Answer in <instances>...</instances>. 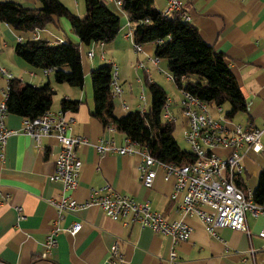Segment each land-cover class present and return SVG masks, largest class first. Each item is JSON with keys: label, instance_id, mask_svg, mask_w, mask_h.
<instances>
[{"label": "crops", "instance_id": "1", "mask_svg": "<svg viewBox=\"0 0 264 264\" xmlns=\"http://www.w3.org/2000/svg\"><path fill=\"white\" fill-rule=\"evenodd\" d=\"M0 1H17L25 7H38L35 0ZM60 1L70 11L76 9L78 16L85 15L83 0ZM153 2L161 13L167 8V0ZM111 9L120 10L115 4ZM181 9L189 18L188 22L198 28L204 42L225 56L247 101L248 111L238 119L240 114L232 120L225 118V115L216 119L211 109L218 113L223 109L214 106L209 107L211 117L228 131L235 126L261 130L260 142L264 146V0H181ZM120 25V31L112 42L83 45L65 18H54V22L45 29L29 34L17 32L0 22V68L10 74L11 79H18L23 84H49L54 91L53 100L57 101L56 105L53 101L52 111H60L62 99L80 101L77 112L66 114L75 119L73 133L85 137L89 142L77 149L82 163L79 185L75 191L67 192L62 184L51 180L60 150L56 139L44 137L37 145L35 140L22 132L24 119L7 115L5 123L13 133L7 138L4 149L0 147V264H169L171 239L168 236L154 234L137 224L126 226L123 220L112 219L96 207L66 213L61 222L62 231L57 237V246L47 257L43 256L47 235L57 218V211L50 201L62 195H71L82 202L89 197L90 188L106 184L138 202H148L151 210L170 220L183 221L191 227L188 241L177 247V264H264V238L259 236L264 228L263 215L254 217L248 213L246 232L223 228L217 231V238L213 237L199 218L183 215L178 208L181 197L176 201L171 198L174 178L165 180L163 172L158 170L152 188L147 189L142 185L140 153L101 156L96 152L94 145L100 137L113 139L117 146H123L125 137L116 131H107L101 121L91 115L92 88L80 89L59 84L51 70L45 74V69L28 64L15 52L16 45L28 38H43L52 43L66 40L77 43L81 55L82 51L85 54L93 52L92 58L86 55V59H82L85 77L104 64H112V70L113 65L117 66L118 84L122 89L117 104L115 100V114L118 117L133 111L128 103L136 110L140 111L141 107L147 111L150 106L145 98L147 83H157L163 87L161 73L167 75L171 82L172 78L161 67V59L156 64L153 62L156 59L154 44L144 45L140 52H135L133 39L127 37L133 28L126 12L121 11ZM139 62L148 72L137 66ZM130 64L136 68L137 80L134 84L126 81ZM8 82L0 71V103L4 101ZM178 91L181 94L178 100L167 95L174 114L182 123L180 103L183 92ZM214 152L225 157L230 150L220 146ZM239 154L242 164L239 178L244 186L238 180L237 184L252 192L264 169V151L256 152L244 144ZM18 207L22 209L21 219ZM77 222L81 223L82 228L71 235L67 229ZM115 242H118L121 260L112 261L110 252Z\"/></svg>", "mask_w": 264, "mask_h": 264}, {"label": "trees", "instance_id": "2", "mask_svg": "<svg viewBox=\"0 0 264 264\" xmlns=\"http://www.w3.org/2000/svg\"><path fill=\"white\" fill-rule=\"evenodd\" d=\"M29 8L17 1H0V22L15 31L33 33L43 30L54 18H65L83 45L110 43L118 35L121 11L128 14L133 28V42L155 45V57L167 61L176 88L188 92L209 106L225 108V118L232 120L247 113V101L233 76L225 56L207 45L196 26L182 19L180 13L164 16L153 0H121L120 10H112L109 0H84L85 15L78 16L60 0H35ZM15 52L34 67L51 70L59 84L82 89L84 73L80 45L70 40L52 43L47 39L28 38L16 45ZM112 64L91 71L93 111L91 115L103 126L112 124L116 132L135 142L158 161L183 166L194 161L189 150L182 149L174 137L176 123L164 121L163 107L168 100L164 88L147 83L150 106L147 111L133 110L118 117L112 93ZM54 91L45 84L34 86L10 79L5 104L8 114L33 120L51 110ZM81 102L62 99L60 111L75 113ZM242 187L243 180L238 179ZM252 200L264 205V169L252 191Z\"/></svg>", "mask_w": 264, "mask_h": 264}, {"label": "built area", "instance_id": "3", "mask_svg": "<svg viewBox=\"0 0 264 264\" xmlns=\"http://www.w3.org/2000/svg\"><path fill=\"white\" fill-rule=\"evenodd\" d=\"M117 8L121 7V0H109ZM180 13L182 19L189 18L182 13L181 0H167V8L163 11L164 16L172 13ZM127 37L133 39V31L130 30ZM134 43V42H133ZM135 52H140L142 46L134 43ZM93 57V52L87 54ZM155 64L159 59L153 61ZM139 68L143 63L137 64ZM0 71L9 81L12 76L0 68ZM49 70H45L47 74ZM112 93L115 98H120L122 89L118 84L117 66L113 65ZM8 88V86H7ZM7 91V90H6ZM143 99V96L141 97ZM6 92L4 101L0 103V147L4 149L7 138L13 133L8 129L5 119L8 115L6 104ZM127 110V106L123 103ZM209 105L188 92H183L180 103L182 129L185 142L189 151L194 155V161L183 166H175L158 161L142 150L135 142L125 137L123 146H117L113 139L100 137L96 142V152L103 155H135L140 153L142 161L139 167L142 185L150 189L153 186L157 171L163 172L165 180L175 179L174 189L171 195L173 200L181 197L179 210L184 216L197 217L204 224L205 230L217 238V231L229 228L236 231L246 232V215L254 217L264 216V205H257L252 200V192L242 189L237 180L242 172L241 156L239 150L244 144L256 152L264 151L260 142L262 131L248 127L235 126L228 131L219 121L214 120L209 111ZM220 111V109H218ZM140 111L146 109L140 107ZM162 118L164 121L176 123L179 118L172 110L171 100H167L163 107ZM75 119L68 117L61 111L49 110L42 116L33 119H24L22 132L30 136L37 145L41 144L44 137H54L59 144L60 150L55 161V173L52 181L63 185L65 191L73 192L79 185V177L82 163L77 155V149L88 145V140L73 133ZM107 131H116L110 124ZM227 147L230 152L221 157L214 152L217 147ZM3 158V156H2ZM57 211L54 221L44 244L43 256L57 246V237L62 231L61 222L65 214L70 211L96 207L101 209L112 219L123 220L124 225L137 224L142 229H149L154 234L168 236L171 239V248L168 255L169 264H177V247L188 241L192 229L183 221H174L164 215L151 210L148 202H138L133 197L121 194L111 185L90 188L89 197L82 202L76 201L71 195H62L57 200H51ZM19 219L22 209L17 208ZM82 228L81 223H74L67 229L71 235L77 234ZM264 238V228L259 233ZM111 260H121L118 242L111 248Z\"/></svg>", "mask_w": 264, "mask_h": 264}, {"label": "rangeland", "instance_id": "4", "mask_svg": "<svg viewBox=\"0 0 264 264\" xmlns=\"http://www.w3.org/2000/svg\"><path fill=\"white\" fill-rule=\"evenodd\" d=\"M76 0H74V2H75ZM81 1V0H80ZM84 1V0H83ZM39 5V4H38ZM74 11H72V12H74L75 14H77V12H76V9H73ZM78 15V14H77ZM80 16V15H79ZM86 55L87 54H85V52H83L82 51V59L83 60H85L86 59ZM129 62H130V58H128L127 59ZM161 67L164 69V71L167 73V74H169V70H168V68H167V61L166 60H162L161 59ZM129 67V66H128ZM136 68L135 67H133V66H131V64H130V72H128V73H126V81L127 82H129V83H132V84H134L135 83V81L137 80V75H136ZM87 76H88V78H87ZM86 77H85V75H84V80H85V83H84V89H85V87H88V88H92L91 87V77H90V74L89 75H87ZM161 76H162V78H163V87H164V89L166 90V92H167V94L172 98V96L174 97V98H176L177 100L179 99V98H181V94L179 93V91L176 89V87L174 86V84H173V82H171V81H169L168 80V78H167V75H165V74H163V73H161ZM86 78H87V80H86ZM165 79H167V81L165 80ZM145 89H146V92H145V98H146V102H147V104L148 105H150V94H149V91H148V88L145 86ZM53 98H54V96H53ZM118 99L119 98H117L116 99V104H117V102H118ZM54 101V105H56L57 104V101L54 99L53 100ZM132 102V101H131ZM129 105V107L131 108V110H136V108L135 107H132L133 105H131L130 103H128ZM53 105V106H54ZM225 109H226V107L225 108H223V110L220 112V113H218L217 111H215L213 108L211 109V111H212V115L216 118V119H221V116H223L224 117V115H225ZM128 112V111H127ZM126 112V113H127ZM241 116H243V114H240L239 116H237V118L236 119H238L239 117H241ZM174 137H175V139H176V141H177V143L179 144V146L182 148V149H184V150H189V146H188V144L185 142V140H184V136H183V129H182V123H180L179 121L176 123V125H175V131H174Z\"/></svg>", "mask_w": 264, "mask_h": 264}]
</instances>
